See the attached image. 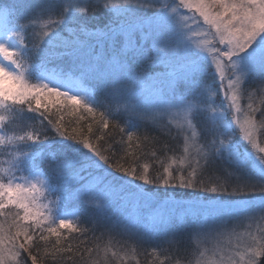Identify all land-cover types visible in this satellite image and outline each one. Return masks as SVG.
Instances as JSON below:
<instances>
[{
    "label": "snow or ice",
    "instance_id": "1",
    "mask_svg": "<svg viewBox=\"0 0 264 264\" xmlns=\"http://www.w3.org/2000/svg\"><path fill=\"white\" fill-rule=\"evenodd\" d=\"M261 134L264 0H0V264H264Z\"/></svg>",
    "mask_w": 264,
    "mask_h": 264
},
{
    "label": "trees",
    "instance_id": "2",
    "mask_svg": "<svg viewBox=\"0 0 264 264\" xmlns=\"http://www.w3.org/2000/svg\"><path fill=\"white\" fill-rule=\"evenodd\" d=\"M61 115H64L65 120H67V121H75V119H76L75 117L68 116L65 113H61ZM88 122H90V121H88ZM84 123H86V122L81 121V125L82 126H83ZM260 138H261L262 142L264 143V134H261ZM146 162H150L151 163L152 161L149 159ZM179 191L181 193L187 192V193L191 194L193 190H191V189H179ZM201 195H205V194L201 193ZM183 198L184 199H190L191 196L190 195L189 196H184ZM85 223L87 224V216H85ZM74 242H78V241H74ZM138 259H139V264H150V262L152 261L153 258H152L151 255H146V254L141 253L139 255ZM126 264H135V262L134 261H128V262H126Z\"/></svg>",
    "mask_w": 264,
    "mask_h": 264
},
{
    "label": "rangeland",
    "instance_id": "3",
    "mask_svg": "<svg viewBox=\"0 0 264 264\" xmlns=\"http://www.w3.org/2000/svg\"><path fill=\"white\" fill-rule=\"evenodd\" d=\"M260 143H261V146L264 147V143L262 142L261 138H260Z\"/></svg>",
    "mask_w": 264,
    "mask_h": 264
}]
</instances>
